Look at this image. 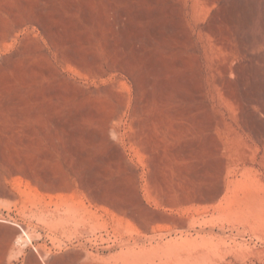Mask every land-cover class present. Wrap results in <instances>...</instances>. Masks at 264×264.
I'll list each match as a JSON object with an SVG mask.
<instances>
[{"label":"rangeland","instance_id":"rangeland-1","mask_svg":"<svg viewBox=\"0 0 264 264\" xmlns=\"http://www.w3.org/2000/svg\"><path fill=\"white\" fill-rule=\"evenodd\" d=\"M0 264H264V0H0Z\"/></svg>","mask_w":264,"mask_h":264},{"label":"bare ground","instance_id":"bare-ground-1","mask_svg":"<svg viewBox=\"0 0 264 264\" xmlns=\"http://www.w3.org/2000/svg\"><path fill=\"white\" fill-rule=\"evenodd\" d=\"M250 20V19H249Z\"/></svg>","mask_w":264,"mask_h":264}]
</instances>
